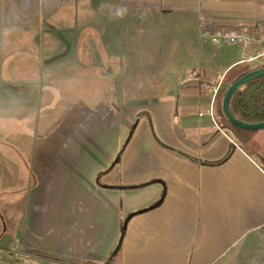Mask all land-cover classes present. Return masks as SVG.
I'll list each match as a JSON object with an SVG mask.
<instances>
[{
  "label": "crops",
  "instance_id": "0c3cea01",
  "mask_svg": "<svg viewBox=\"0 0 264 264\" xmlns=\"http://www.w3.org/2000/svg\"><path fill=\"white\" fill-rule=\"evenodd\" d=\"M202 15L264 0H0V264H264V167L208 112L243 50Z\"/></svg>",
  "mask_w": 264,
  "mask_h": 264
},
{
  "label": "trees",
  "instance_id": "16d2710c",
  "mask_svg": "<svg viewBox=\"0 0 264 264\" xmlns=\"http://www.w3.org/2000/svg\"><path fill=\"white\" fill-rule=\"evenodd\" d=\"M261 68H264V64L241 62L234 65L225 74L224 86L216 95L215 110L216 118L222 127L231 129L241 147L264 167V139L255 137L264 129H244L232 124L222 107L223 98L230 86L250 72ZM230 111L233 116L245 123L264 122V77L253 79L238 89L230 101Z\"/></svg>",
  "mask_w": 264,
  "mask_h": 264
},
{
  "label": "built area",
  "instance_id": "2783aa9c",
  "mask_svg": "<svg viewBox=\"0 0 264 264\" xmlns=\"http://www.w3.org/2000/svg\"><path fill=\"white\" fill-rule=\"evenodd\" d=\"M200 36L209 39L215 45H239L243 50L245 62L261 65L264 64V29L258 32L253 28H225L212 26V22L202 15L200 22ZM259 44H262L258 49ZM221 83L214 89L215 96ZM214 103L209 113L214 116ZM203 114V113H202Z\"/></svg>",
  "mask_w": 264,
  "mask_h": 264
},
{
  "label": "water",
  "instance_id": "95a60500",
  "mask_svg": "<svg viewBox=\"0 0 264 264\" xmlns=\"http://www.w3.org/2000/svg\"><path fill=\"white\" fill-rule=\"evenodd\" d=\"M260 77H264V68L254 70V71L250 72L249 74L245 75L244 77H242L241 79L236 81L234 84H232L230 86L229 90L227 91V93L225 94V96L223 98L222 107H223L224 114L229 118V120L232 124H234L238 127L244 128V129H264V122H262V123H245V122L241 121L240 119L236 118L235 116H233L231 111H230V101H231L233 95L235 94V92L238 89H240L243 85H245L247 82H249L253 79L260 78ZM129 218L130 217H128L127 220L125 221L124 230L122 232V237H121L120 243H119L116 251L119 250L120 245L122 243V238H123V235L125 233V229H126V226L128 224Z\"/></svg>",
  "mask_w": 264,
  "mask_h": 264
},
{
  "label": "clouds",
  "instance_id": "9594fccd",
  "mask_svg": "<svg viewBox=\"0 0 264 264\" xmlns=\"http://www.w3.org/2000/svg\"><path fill=\"white\" fill-rule=\"evenodd\" d=\"M122 14H123L122 11H118V12L116 13L117 16H120V15H122Z\"/></svg>",
  "mask_w": 264,
  "mask_h": 264
}]
</instances>
